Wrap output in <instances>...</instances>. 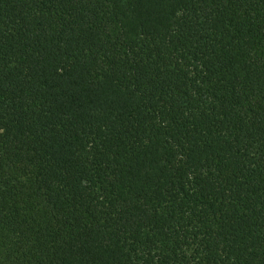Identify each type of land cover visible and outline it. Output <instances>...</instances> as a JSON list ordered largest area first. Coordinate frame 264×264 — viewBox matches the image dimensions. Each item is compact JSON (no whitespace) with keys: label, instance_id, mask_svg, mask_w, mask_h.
<instances>
[{"label":"trees","instance_id":"1","mask_svg":"<svg viewBox=\"0 0 264 264\" xmlns=\"http://www.w3.org/2000/svg\"><path fill=\"white\" fill-rule=\"evenodd\" d=\"M0 264H264V0H0Z\"/></svg>","mask_w":264,"mask_h":264}]
</instances>
